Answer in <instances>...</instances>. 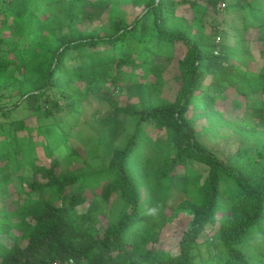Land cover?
<instances>
[{
    "label": "trees",
    "instance_id": "trees-1",
    "mask_svg": "<svg viewBox=\"0 0 264 264\" xmlns=\"http://www.w3.org/2000/svg\"><path fill=\"white\" fill-rule=\"evenodd\" d=\"M110 1L120 12L118 3L125 2L136 15L129 21L111 10L96 24L82 12V19L76 20L80 26L71 24L68 31L57 32L55 18L46 14L41 0H7L0 21V87L19 84L22 96L15 108L37 97L39 129L56 131L40 119L57 123L60 142L68 147L91 95L101 89L112 93L119 79L130 78L139 67L162 81L157 62L172 60L181 43L186 51L178 59L175 98L151 96L149 108L136 112L139 119L127 142L99 169L62 168L49 144V163L37 162L36 143L29 137L33 128L25 119L11 121L9 135L0 129V264H52L71 257L79 264H264V107L254 108L256 125L227 120L217 107L229 88L244 97L264 94V66L253 69L255 57L244 31L236 27V18L224 20L228 28L223 22L215 24L210 33L196 25L221 12L223 0H207L206 5L198 0ZM256 1L235 2L242 10L264 11ZM183 4L195 13L192 21L178 12ZM223 33L234 41L216 42ZM20 38L26 39L25 45ZM5 39L14 43L6 46ZM259 40L264 42V35ZM126 43L134 47L119 51ZM42 95L44 101L39 100ZM234 103L244 106L239 100ZM11 109L0 107L6 117ZM123 109L132 113L121 108L102 122L113 136L119 133ZM225 125L244 136L234 161L222 159L200 138L202 132L217 133ZM19 130L30 135L20 137ZM253 138L260 158L244 148ZM11 164L23 172L15 177ZM72 185L79 189L68 194ZM97 188L101 198L112 200L108 214L86 195V189ZM84 204L87 210L79 212ZM183 212H189L192 221L177 251L159 246L160 230ZM99 215L106 216L104 226ZM211 231L222 247L218 254L210 249L218 244L200 240ZM205 242L207 256L201 255Z\"/></svg>",
    "mask_w": 264,
    "mask_h": 264
},
{
    "label": "rangeland",
    "instance_id": "rangeland-1",
    "mask_svg": "<svg viewBox=\"0 0 264 264\" xmlns=\"http://www.w3.org/2000/svg\"><path fill=\"white\" fill-rule=\"evenodd\" d=\"M7 0H0V21L4 17L2 8L5 6ZM43 3V9L47 7L46 14L53 15L57 27V32H66L69 30L71 24H78L82 19V12L88 18L89 15L94 17V22L97 24L99 18L110 15L111 10L120 12V9L115 8L114 3L110 0H106V3H102L101 0H41ZM201 4L206 5L207 0H198ZM236 0H223L219 4L221 6V12L211 13L213 15H207L204 21L196 23L198 27L203 28L205 32L210 33L212 27L227 19L229 22L233 18H236L235 25L237 28H241L244 31V36L247 41V45L252 51L255 61L252 63L254 70L258 71L264 66V42L259 38L264 35V26L261 24L264 22V11L253 10L248 7L246 10L241 9L240 4L235 2ZM125 2H119L122 10L120 13L125 14L130 21L136 15V12L132 7ZM225 3V6L222 4ZM256 5H264V0H257ZM119 8V7H118ZM178 12L186 16L192 21L195 13L190 8L189 4H183L179 7ZM77 20V21H76ZM76 22V23H75ZM225 25V23H224ZM243 25L245 28H243ZM228 28V24L225 25ZM224 26V27H225ZM225 27V28H226ZM228 31V30H226ZM224 32V31H223ZM227 35H218L214 40L216 42H233L234 39ZM2 35L6 38L9 37V32L2 31ZM14 40V39H13ZM21 45H25L26 39H18ZM17 41V39H15ZM14 43L12 40L5 39V45ZM134 47V43H126L120 49L131 50ZM101 48H106L110 52H119L115 50L113 45H102ZM176 56L172 60L162 58L157 62L162 75V81L157 82V74L155 72L145 73L144 69L139 67L132 70L130 78L119 79V87L114 90L112 87V93L107 92L105 89H101L99 95H91L84 103V111L80 116L79 122L73 128V134L76 136L70 141V147L66 146L63 142H60L59 128L57 123L51 124L50 121L40 119L42 125L44 123L50 124L54 130L52 134H49L45 127L39 129V122L37 115L34 111V105L36 104L37 97L32 96L27 102L21 103L20 106L15 108L14 103L21 98V91L17 82L6 83L3 87H0V107H13L10 110V116H5L6 110H0V129L10 134V122L15 119H25L29 126H32L33 131L31 135L23 130L18 131L20 137L30 135V141L36 143V156L37 162L49 163L50 158L46 154V146L49 144L53 150V157L60 158L62 162V168L68 169H99L104 167L111 157L113 150L118 146H123L128 137L134 131L139 119V114H136L140 109L149 108L151 103V96H161L167 99H174L175 94L180 83L178 59L183 56L186 51V47L177 43L175 46ZM113 82V79H109V84ZM150 84H154L153 87ZM116 95V96H115ZM40 101H44V96H40ZM235 100H239L244 104L243 107L235 106ZM264 107V94L258 96L256 94H249L244 97L229 88L225 95H222L218 102L217 107L225 113L227 120H243L245 119L250 125H256L259 122L258 115L254 114V108L258 106ZM126 108L132 111V113L126 114L125 109L119 113V117L122 120V124L119 133L113 136L109 133L102 122L105 118L116 113L117 110ZM67 117V116H65ZM41 125V126H42ZM156 136V131H153ZM55 136L57 138H55ZM0 135V139H2ZM28 138V137H27ZM201 140L212 151L217 153L224 160H235V154L237 149L242 145L244 136L238 134L231 126H221V129L217 133L208 131L200 134ZM57 140V141H56ZM59 142V144L57 143ZM257 141L255 138L250 141L247 140L244 148L248 149L250 155H254L260 158L257 154ZM72 149L77 151V154H72ZM90 167V169H88ZM12 172L16 175L22 173V170H17L11 164ZM203 172L205 171L204 165H198L197 167ZM17 186L19 187L18 179L15 178ZM79 185H72L68 188V194L77 192ZM86 195L91 201H97L104 206V213L108 214L111 208L112 200L105 201L100 196V189L97 188L95 192L90 189H86ZM87 205H81L78 207L79 212H85ZM101 218L102 226L106 223V216L99 215ZM192 221V215L189 212L180 213L173 221L166 223V225L159 232V246L170 250L172 252L177 251L178 242L181 234L187 230ZM211 232H205L201 236V241L211 239L213 243L218 244L217 247L211 246V252L218 254L219 249L222 248L220 242L212 236ZM207 244H202L201 252L203 256H207ZM199 260V257L198 259Z\"/></svg>",
    "mask_w": 264,
    "mask_h": 264
},
{
    "label": "built area",
    "instance_id": "built-area-1",
    "mask_svg": "<svg viewBox=\"0 0 264 264\" xmlns=\"http://www.w3.org/2000/svg\"><path fill=\"white\" fill-rule=\"evenodd\" d=\"M222 5L225 6V3H223ZM52 264H79V263L75 258L71 257L65 260H57Z\"/></svg>",
    "mask_w": 264,
    "mask_h": 264
},
{
    "label": "clouds",
    "instance_id": "clouds-1",
    "mask_svg": "<svg viewBox=\"0 0 264 264\" xmlns=\"http://www.w3.org/2000/svg\"><path fill=\"white\" fill-rule=\"evenodd\" d=\"M155 212H156V209L153 208V209L151 210V214H155Z\"/></svg>",
    "mask_w": 264,
    "mask_h": 264
}]
</instances>
